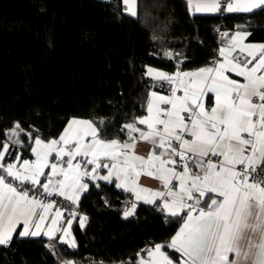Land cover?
<instances>
[{
  "label": "snow or ice",
  "instance_id": "6c2138e0",
  "mask_svg": "<svg viewBox=\"0 0 264 264\" xmlns=\"http://www.w3.org/2000/svg\"><path fill=\"white\" fill-rule=\"evenodd\" d=\"M121 2L125 12L137 15V0ZM185 2L192 15L264 11V0ZM249 35L236 31L218 50L222 60L213 57L210 65L192 71L170 74L147 67L144 74L161 88L166 82L169 94L149 90L141 104L146 115L133 116L111 139L105 136L112 121L103 118H72L55 138L25 130L19 122L5 130L0 246L14 235H43L53 256V241L75 249L73 221L83 228L88 220L80 212L81 197L103 181L134 194L125 219L142 201L165 224L179 225L121 264H264V43H245ZM138 141L151 145L146 156L135 153ZM142 175L159 180L160 187L141 185ZM52 196L64 200L57 206Z\"/></svg>",
  "mask_w": 264,
  "mask_h": 264
},
{
  "label": "trees",
  "instance_id": "16d2710c",
  "mask_svg": "<svg viewBox=\"0 0 264 264\" xmlns=\"http://www.w3.org/2000/svg\"><path fill=\"white\" fill-rule=\"evenodd\" d=\"M136 11L130 16L121 0H0V139L16 122L55 138L70 117L112 121L105 136L111 139L145 112L149 90L162 89L144 74L147 67H202L236 29L264 41V11L192 15L185 0H137ZM99 183L81 197L88 220L83 228L72 224L75 249L53 241V256L48 238L14 235L0 246V264H59L87 255L104 264L130 262L147 241L179 227L143 202L125 219L124 191Z\"/></svg>",
  "mask_w": 264,
  "mask_h": 264
},
{
  "label": "crops",
  "instance_id": "0c3cea01",
  "mask_svg": "<svg viewBox=\"0 0 264 264\" xmlns=\"http://www.w3.org/2000/svg\"><path fill=\"white\" fill-rule=\"evenodd\" d=\"M236 31H246V32H248L247 30H245V29H236V30H234V31H232V32H230V33H228V35L225 37V39H224V41H223V43H221V45L218 47V50H219V48H221V47H223V46H225L228 42H229V38L236 32ZM245 43H255V44H259V43H264V41H258V40H251V39H248V37H247V39L245 40ZM217 58H219L220 60H222L223 59V57H219V51H218V56H217ZM211 63V62H210ZM210 63H208V64H206V65H210ZM206 65H204V66H206ZM204 66H202V67H204ZM151 67V66H150ZM152 68H154V69H157V70H160V71H164V72H168V73H174L175 71H177V70H183V69H175L174 71H165V70H162V69H159V68H156V67H152ZM200 68V67H199ZM195 69H198V68H195ZM195 69H191V70H183V71H192V70H195ZM168 87H169V85L166 83V82H163V88L162 89H151V91H157V92H159L160 94H162V95H168L169 93H168V91H167V89H168ZM180 94H182V93H180ZM142 115H146V112H144ZM142 115H140V116H142ZM72 118H77V119H85V118H81V117H70L68 120H67V122L65 123V125H64V127H63V129L65 128V126L67 125V123H68V121L70 120V119H72ZM85 120H89V119H85ZM138 127H140V128H142V129H146V126H144V125H138ZM63 129L61 130V132L63 131ZM60 132V133H61ZM151 148V145L150 144H148V143H146V142H143V141H138L137 142V144H136V148H135V153L137 154V155H143V156H146L147 155V153H148V151H149V149ZM28 158H30V159H32L33 157H28ZM79 159V158H78ZM49 171V169H45V172H48ZM106 171V170H105ZM41 179L43 180V177H41ZM85 182H87V179H85ZM140 184L141 185H143V186H146V187H148V188H152V189H158L159 187H160V181L159 180H157V179H153V178H149V177H147V176H145V175H142L141 177H140ZM132 194V197H133V201L135 200V196H134V194L133 193H131ZM140 202H142V201H139V202H137V206H138V204L140 203ZM128 206V205H127ZM83 215H86L84 212H81ZM130 217V216H129ZM50 218H51V215H50V217H49V222H50ZM74 222V221H73ZM47 223V222H46ZM179 228V227H178ZM177 228V229H178ZM18 231H19V227H18ZM71 231H72V235L74 236V234H73V230L71 229ZM58 234V236L60 235V233H57ZM41 236H43V235H41ZM44 237H46V236H44ZM47 238V237H46ZM121 264V263H120Z\"/></svg>",
  "mask_w": 264,
  "mask_h": 264
},
{
  "label": "built area",
  "instance_id": "2783aa9c",
  "mask_svg": "<svg viewBox=\"0 0 264 264\" xmlns=\"http://www.w3.org/2000/svg\"><path fill=\"white\" fill-rule=\"evenodd\" d=\"M233 55H236V53H234ZM217 56H218V48L215 50V54H214V57H217ZM177 69H180V67H178ZM177 95H181L180 92H178ZM85 179H87V178H85ZM122 199H123V201L127 202V205H128L129 201H133L132 194L130 192H125V191L123 193ZM49 200L50 201H56L57 206H59V202L63 201L64 198L60 197V196H52V197H49ZM65 203H67V202L65 201ZM80 212H82L81 209H80ZM65 216H67V212H65ZM65 260H72V261H74V264H100V262H103L102 260L95 259L92 255L84 256V258L78 259V260H74L72 258L65 259ZM103 264H104V262H103Z\"/></svg>",
  "mask_w": 264,
  "mask_h": 264
}]
</instances>
